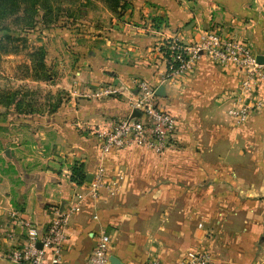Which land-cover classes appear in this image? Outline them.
Segmentation results:
<instances>
[{
  "label": "crops",
  "instance_id": "1",
  "mask_svg": "<svg viewBox=\"0 0 264 264\" xmlns=\"http://www.w3.org/2000/svg\"><path fill=\"white\" fill-rule=\"evenodd\" d=\"M152 1L149 10L133 7V14L141 21L148 19L143 11L154 12L164 28L154 35L112 28L108 38L98 36L101 54L90 52L84 69L65 81L67 103L52 106L60 103L51 114L62 117H40L45 126L24 134V163L21 152H0V243L10 230L11 211L43 230L53 208L82 196L61 264H88L101 232L112 238L110 258L116 260L109 264H147L154 257L178 264L198 249L209 250L213 264H264V108L244 124L230 120L225 96L239 93V73L204 57L184 81L159 86L165 87L162 102L178 120L177 148L161 154L144 146L102 150L98 131L128 116V101L79 92L131 87L136 77L158 84L166 70L157 51L160 39L180 35L190 43L201 30L220 28L264 56V0ZM125 42L135 44L127 55L120 52ZM258 93L264 97V86ZM76 161L85 165L84 184L71 179ZM100 167L119 188H102L95 197L89 184Z\"/></svg>",
  "mask_w": 264,
  "mask_h": 264
},
{
  "label": "built area",
  "instance_id": "2",
  "mask_svg": "<svg viewBox=\"0 0 264 264\" xmlns=\"http://www.w3.org/2000/svg\"><path fill=\"white\" fill-rule=\"evenodd\" d=\"M157 51L163 55L166 64L158 84L136 77L132 79L131 87L110 85L79 92L96 98L121 95L128 101L130 114L119 118L106 130L98 131L103 152L144 146L161 154L177 148L178 120L166 109L158 89L161 84H175L187 79L204 57L241 75L239 93L225 96L230 104L226 113L234 124H244L252 114L264 108V97L258 93L264 86V62L258 61V55L244 39L211 28L201 30L190 43L183 42L180 35L165 38L157 44ZM134 111H139L140 116H132ZM89 187L92 195L97 197L102 188L115 193L119 184L116 179H108L106 169L100 167ZM79 197L53 208L52 218L43 230L18 211H11L10 230L0 243V264H61L69 221L81 206ZM111 243V236L101 232L88 264H109ZM213 259L207 249L190 250L178 264H213ZM147 264L164 263L154 257Z\"/></svg>",
  "mask_w": 264,
  "mask_h": 264
},
{
  "label": "rangeland",
  "instance_id": "3",
  "mask_svg": "<svg viewBox=\"0 0 264 264\" xmlns=\"http://www.w3.org/2000/svg\"><path fill=\"white\" fill-rule=\"evenodd\" d=\"M119 2L120 6L115 7L111 0H28L24 11L0 15V38L11 36L3 41L8 50L0 49V96L17 93L16 99L20 100L17 106L0 102V152H21L17 156L24 163V134L45 126L36 117H53L56 121L62 117L60 113L50 114L44 105L52 110L58 101L67 103L65 81L76 69H84L83 60L90 59L91 51L101 54L98 36L108 38V33H115L112 28L144 35H154L153 30L164 28L154 12L143 11L148 19L141 21L138 13L133 14L136 7L149 10L152 0ZM125 43L128 47L120 52L127 55L135 44ZM40 49L45 52L44 68L39 66ZM24 107L43 114H28Z\"/></svg>",
  "mask_w": 264,
  "mask_h": 264
},
{
  "label": "trees",
  "instance_id": "4",
  "mask_svg": "<svg viewBox=\"0 0 264 264\" xmlns=\"http://www.w3.org/2000/svg\"><path fill=\"white\" fill-rule=\"evenodd\" d=\"M28 0H0V15L1 17H4L5 15H11V14H15L18 13L20 11H24V2H26ZM34 1V0H33ZM113 2V5L116 6H120V2L119 0H111ZM113 6V7H114ZM10 35H5L2 39L0 38V49H3V51H7L8 48H6V44H3V41L6 40V38H10ZM45 52H43V50L40 49V51L38 52V56H39V66H41L42 68L45 67L44 63H43V58H44ZM17 93H12V94H8V95H2L0 96V102L6 106L15 104L16 106L20 104V100H17ZM61 102V101H60ZM24 105H25V95H24ZM60 106V103L57 104L54 108H52V110L48 109V112L54 113L58 110V107ZM25 110H27L26 112L28 114H33L35 113L33 108H29L26 109L24 107ZM38 112L40 115L42 112ZM43 114V113H42ZM71 179L76 182L77 184H84L87 181V174L85 171V165L83 162L81 161H76L71 168Z\"/></svg>",
  "mask_w": 264,
  "mask_h": 264
},
{
  "label": "water",
  "instance_id": "5",
  "mask_svg": "<svg viewBox=\"0 0 264 264\" xmlns=\"http://www.w3.org/2000/svg\"><path fill=\"white\" fill-rule=\"evenodd\" d=\"M258 61L260 62V63H263L264 62V56H262V55H260V56H258ZM158 91H159V93L160 94H164V91H165V87L164 86H161L159 89H158ZM132 116H140V112L139 111H134L133 112V114H132ZM36 120H41V118L40 117H36L35 118ZM10 152H9V150H6V154H9ZM89 178H90V176H88ZM92 178H90V180H91ZM110 260L111 261H114V260H116V257L115 256H112L111 258H110Z\"/></svg>",
  "mask_w": 264,
  "mask_h": 264
}]
</instances>
